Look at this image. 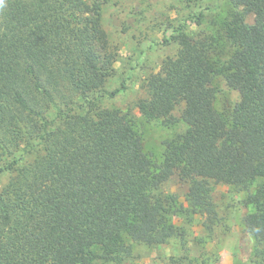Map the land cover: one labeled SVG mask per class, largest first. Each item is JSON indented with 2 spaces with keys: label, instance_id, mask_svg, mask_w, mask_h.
<instances>
[{
  "label": "trees",
  "instance_id": "1",
  "mask_svg": "<svg viewBox=\"0 0 264 264\" xmlns=\"http://www.w3.org/2000/svg\"><path fill=\"white\" fill-rule=\"evenodd\" d=\"M230 2L222 41L179 28L177 54L144 84L143 115L188 126L158 163L132 119L95 96L112 66L102 1L0 0V174L12 172L0 188V264L122 262L135 244L184 245L186 226L218 218L214 183L247 192L255 210L242 223L264 264V0ZM216 76L237 103L218 105ZM173 176L188 184L184 200L160 191Z\"/></svg>",
  "mask_w": 264,
  "mask_h": 264
},
{
  "label": "rangeland",
  "instance_id": "2",
  "mask_svg": "<svg viewBox=\"0 0 264 264\" xmlns=\"http://www.w3.org/2000/svg\"><path fill=\"white\" fill-rule=\"evenodd\" d=\"M101 1L102 24L108 34L112 66L111 75L95 96L101 108L120 109L132 119L138 133V147L160 163L165 143L183 134L188 126L181 119L167 125L160 119L143 115L137 102L145 96L144 84L152 73L161 69L168 57L177 54L179 28L195 36L216 34L220 42V26L237 8L230 0ZM200 14L203 20L197 24L193 18ZM253 19L254 15L249 14L245 23L251 24ZM220 46L223 47L219 49L220 55L225 61L231 49L223 44ZM215 80L219 106L224 101L235 104L240 100L239 92L227 85L221 76H216ZM118 89L119 92L111 95ZM184 108V102L180 103L174 112L175 116L179 118ZM54 113L55 110L50 115ZM35 155L33 153L28 157L33 159ZM11 175L9 171L0 174V188ZM262 182V179L255 182L252 192ZM160 191L184 200L188 184L173 176L161 186ZM246 201V191L214 183L212 202L216 205L218 218L208 227L199 218L186 226L184 245L179 239L151 247L135 244L131 256L122 262L98 259L92 264H253L256 243L244 230L242 219L255 210V205Z\"/></svg>",
  "mask_w": 264,
  "mask_h": 264
}]
</instances>
